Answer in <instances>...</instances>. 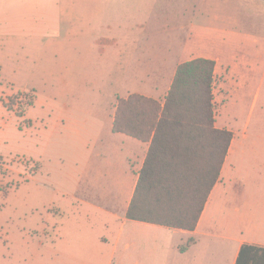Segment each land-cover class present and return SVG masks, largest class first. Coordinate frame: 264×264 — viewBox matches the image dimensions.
<instances>
[{
  "label": "rangeland",
  "instance_id": "374dc122",
  "mask_svg": "<svg viewBox=\"0 0 264 264\" xmlns=\"http://www.w3.org/2000/svg\"><path fill=\"white\" fill-rule=\"evenodd\" d=\"M81 1L0 0V264H36L56 252L69 259L58 234L109 231L97 208L107 189L88 186L82 166L125 164L126 147L111 131L117 99L129 89L163 95L170 66L185 56L181 43L193 39L217 56L215 119L235 132V189L264 197V0ZM191 24L215 30L216 41L195 39ZM100 37L119 46L102 55L104 43L92 41ZM18 92L34 94L33 104ZM12 97L23 116L2 105Z\"/></svg>",
  "mask_w": 264,
  "mask_h": 264
},
{
  "label": "crops",
  "instance_id": "0c3cea01",
  "mask_svg": "<svg viewBox=\"0 0 264 264\" xmlns=\"http://www.w3.org/2000/svg\"><path fill=\"white\" fill-rule=\"evenodd\" d=\"M101 2L110 3L111 0H82L80 5L94 8ZM190 29L195 39L216 41L215 30H197L195 24H191ZM92 41L94 44L104 43L98 47V52L102 55L106 54L111 44L114 47L119 46V40L114 37H100ZM194 44H196L194 39L181 43L182 53L185 56L181 60H175L170 66L171 78L164 85L165 93L180 62L196 57L216 61L217 56L205 55L201 50L195 49ZM244 65L246 68L251 66L245 58ZM239 76L243 83L238 92L244 87L245 94L250 74L244 70V74L239 71ZM153 88L156 91L162 90L161 85L158 84ZM127 91L150 96V94L137 92V89ZM165 93L150 97L160 100L162 96L164 99ZM232 132L233 138L219 180L212 188L193 230L171 228L126 217V209L142 167L148 143L120 132H113L119 134L121 143L126 147L122 153L125 164L101 165L99 163L96 166L90 164L82 166V177L85 178L88 186L107 189L102 193V198H99V201L103 200L104 203L107 201L106 206L100 207L98 201L97 208L105 212L107 222L104 225L108 224L106 228H109V231L96 232L89 237L84 231H69L72 232L70 235L60 233L58 237L70 243L74 253L69 259H63L56 252L55 259L39 261L36 264H264V197H247L239 189H235L229 169L233 163L228 161V155L233 152L232 145L235 138V132ZM98 153V159L101 161V152ZM120 205H123L124 216L118 213ZM125 226L129 227L128 231H125ZM54 244L56 248L59 247L57 242ZM107 250H109L107 253H103Z\"/></svg>",
  "mask_w": 264,
  "mask_h": 264
},
{
  "label": "trees",
  "instance_id": "16d2710c",
  "mask_svg": "<svg viewBox=\"0 0 264 264\" xmlns=\"http://www.w3.org/2000/svg\"><path fill=\"white\" fill-rule=\"evenodd\" d=\"M216 61L196 57L177 64L162 101L140 93L117 99L111 130L148 143L126 217L193 230L219 180L233 138L218 127L214 108ZM32 105L34 94L18 92ZM2 105L21 117L23 111Z\"/></svg>",
  "mask_w": 264,
  "mask_h": 264
}]
</instances>
